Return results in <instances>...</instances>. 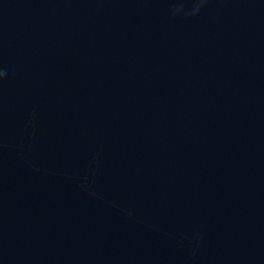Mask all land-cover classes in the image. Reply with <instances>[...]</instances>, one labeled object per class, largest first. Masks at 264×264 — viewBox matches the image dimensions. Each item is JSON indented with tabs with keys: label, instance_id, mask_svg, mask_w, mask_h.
I'll return each instance as SVG.
<instances>
[{
	"label": "water",
	"instance_id": "water-1",
	"mask_svg": "<svg viewBox=\"0 0 264 264\" xmlns=\"http://www.w3.org/2000/svg\"><path fill=\"white\" fill-rule=\"evenodd\" d=\"M0 264H264V0H0Z\"/></svg>",
	"mask_w": 264,
	"mask_h": 264
}]
</instances>
